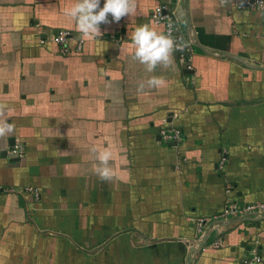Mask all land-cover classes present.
I'll list each match as a JSON object with an SVG mask.
<instances>
[{"label": "crops", "instance_id": "crops-1", "mask_svg": "<svg viewBox=\"0 0 264 264\" xmlns=\"http://www.w3.org/2000/svg\"><path fill=\"white\" fill-rule=\"evenodd\" d=\"M165 1L136 0L90 38L64 15L75 0H0V118L15 125L0 139V264H236L252 244L264 264V218L229 217L220 236L193 226L226 199L264 200V10L168 0L191 69L173 51L148 72L131 36L142 24L162 33L149 14ZM58 29L80 51L69 39L60 53ZM163 118L176 146L159 137ZM93 146L113 152V181L94 172Z\"/></svg>", "mask_w": 264, "mask_h": 264}, {"label": "clouds", "instance_id": "clouds-1", "mask_svg": "<svg viewBox=\"0 0 264 264\" xmlns=\"http://www.w3.org/2000/svg\"><path fill=\"white\" fill-rule=\"evenodd\" d=\"M227 3V0H221ZM75 0V3L65 9L64 15L71 18L78 32L85 37H97L102 35L100 25L109 23L108 16L111 14L114 21L118 22L122 17L132 14L136 9V0ZM134 46V58L146 66L148 72L154 71L158 64L168 67L172 63V53L177 45L170 34L157 32L148 24L138 26L131 36ZM184 46V43L180 50ZM147 84L150 88L163 86L164 81L160 77H151ZM144 84L139 85L143 90ZM5 106L0 104V117H4ZM15 130L14 123H9L7 118H0V139L9 137ZM90 151L95 154L97 166L94 172L98 177L107 182L115 179V173L110 165L113 152L109 148L98 150L93 146Z\"/></svg>", "mask_w": 264, "mask_h": 264}, {"label": "built area", "instance_id": "built-area-1", "mask_svg": "<svg viewBox=\"0 0 264 264\" xmlns=\"http://www.w3.org/2000/svg\"><path fill=\"white\" fill-rule=\"evenodd\" d=\"M238 7H245L252 10H264V0H235ZM149 20L153 25H160L163 29L162 33L168 35L175 41L177 48L176 59L179 66L185 70L191 69V56L193 52L192 45L187 41L182 33L180 27V20L176 16L175 9L169 5V1L159 2L153 6L149 14ZM73 39L75 41V51H80L82 39L74 37L70 32L58 29L54 31L50 36V41L58 46L60 53H66L68 51L67 41ZM186 43L182 50L180 47ZM163 125L159 128V137L168 142L169 146H176L177 142L181 139V133L174 124L162 119ZM174 142V143H172ZM172 143V144H171ZM9 155L20 157L22 155V145L18 141H14L8 148ZM222 160L219 162V166L222 165ZM28 191H32L34 196H37L36 189L30 186L25 188ZM2 191V188H0ZM229 217H244L249 219L264 218V200L263 201H250L238 203L229 199L225 200L224 205L217 214L210 216H198L193 219L194 231L198 235L205 234L207 227L210 225L212 230L221 231L218 229L220 224L218 222H224ZM220 240L216 239L204 244L206 246H217ZM203 247V248H204ZM262 258L259 254L257 245L252 244L249 248L247 256L243 257L236 264H261Z\"/></svg>", "mask_w": 264, "mask_h": 264}, {"label": "water", "instance_id": "water-1", "mask_svg": "<svg viewBox=\"0 0 264 264\" xmlns=\"http://www.w3.org/2000/svg\"><path fill=\"white\" fill-rule=\"evenodd\" d=\"M194 45V44H193ZM172 143H174V142H172ZM206 232H207V230H206Z\"/></svg>", "mask_w": 264, "mask_h": 264}]
</instances>
